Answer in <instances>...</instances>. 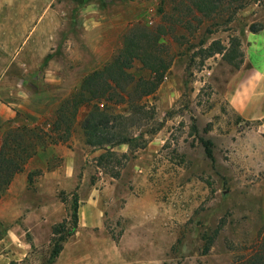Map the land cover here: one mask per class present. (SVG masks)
<instances>
[{
    "label": "rangeland",
    "instance_id": "obj_1",
    "mask_svg": "<svg viewBox=\"0 0 264 264\" xmlns=\"http://www.w3.org/2000/svg\"><path fill=\"white\" fill-rule=\"evenodd\" d=\"M37 1L0 0V33L22 9L24 36L45 13H56L60 29L64 25L69 31L70 58L65 54V68L56 71L57 78L42 76L45 70L8 71L28 85L37 102L53 104L48 113L77 92L86 76L110 63L138 24L160 34V54L171 66L150 96L134 84L128 94L114 93V102L103 99L107 106L102 111L122 117L111 120L107 131L128 144L89 146L82 126L91 108L84 107L70 139L50 145L57 154L40 157L48 146L28 161L22 172L28 173L27 190L19 188L16 197L6 192L5 205L0 204V241L26 223L39 240L34 243L27 226L23 243L16 245L22 260L12 259L16 253L5 245L1 259L56 264L51 259L55 242L71 231L76 208L79 215L93 198L103 212L104 235L118 247L119 264H234L247 255L264 230V134L259 123L243 122L232 111L225 92L244 66L253 29L264 28V0H216L212 10L200 9L197 0H46L42 7ZM3 47L12 49L0 36L1 53L6 52ZM130 73L137 79L150 75L140 62ZM48 118L33 127L60 137L53 130L54 116ZM18 120L17 126L32 127L26 118ZM203 140L212 141L214 161ZM68 150L73 152L69 179ZM15 207L23 209L17 219L11 213ZM222 224L204 255V237ZM94 232L102 240L101 231ZM87 260L106 264L101 257Z\"/></svg>",
    "mask_w": 264,
    "mask_h": 264
},
{
    "label": "crops",
    "instance_id": "obj_2",
    "mask_svg": "<svg viewBox=\"0 0 264 264\" xmlns=\"http://www.w3.org/2000/svg\"><path fill=\"white\" fill-rule=\"evenodd\" d=\"M45 1L39 0L37 2L42 7ZM21 11L19 17L14 15L9 20L10 24L7 28H4L0 33L1 38L7 39V43L12 48L7 49L3 47L6 52H0V60L2 62V66H0V144L5 132L10 126H17L18 119L24 117L32 126L33 124H42L49 119V115L54 116V119H56V111L54 114L48 113L49 108L53 104L47 105L41 101L37 102L33 98V93L29 92L30 88H28V85H25L21 81L18 82L16 80L17 76L8 74L11 67L20 72H40L45 70L46 72H43L42 76H51L55 79L60 75L56 71L65 68V54L67 59L70 58V33L69 31H64L63 24V30L60 29V20L56 13L40 14L37 19H34L35 21L33 26H31V30L24 36L21 30L23 29V15ZM59 55L61 56L59 57ZM67 61L66 63H68ZM31 78L34 79V77ZM11 81L14 82L13 85ZM51 83L58 85L61 82L58 81L56 83L53 80ZM225 98L229 107L243 122L250 124L259 123V125L264 123V28L257 33H252L249 37L247 59L244 66L229 80ZM20 115L21 117L18 118ZM56 148L50 146L47 151L39 156L46 160L45 158L49 155L57 154ZM71 153H73L71 150L65 153L68 165V171L66 173L67 179L73 176ZM53 176L56 177L58 175ZM27 187L28 173H22L15 177L8 193L16 197L18 196L16 191L19 188L27 190ZM3 202L4 204L2 205H5L4 198L1 199L0 204ZM11 213L17 215V217L15 216V219H17L22 216L23 209L15 207L11 209ZM26 220L29 222L30 218ZM26 228L29 232H32L33 228L31 224L26 223ZM26 228L16 226L0 241V248L5 245L7 248L13 249L16 253L14 256H10L12 259L22 260L18 257L16 245L17 243H23V234H26ZM104 230L105 224L103 222V212L99 207V200L98 198H93L81 207L77 231L69 238L68 244L58 256L56 264H91V261L87 259H93L94 257L106 259L104 260L106 264H111V262L119 264L120 261L117 258L118 247L109 236L104 235ZM94 231H101L100 233L104 235L102 240L96 238ZM32 234L34 236V243L36 244L39 236L33 232ZM87 238L91 239V244H87L84 241ZM71 251L77 252V254H74V258H70L69 256ZM67 252H69L68 257H66ZM2 255L7 257V254ZM113 256H115V259H112ZM8 260L10 259L6 261L0 257V264H9ZM142 264L153 263L144 262Z\"/></svg>",
    "mask_w": 264,
    "mask_h": 264
},
{
    "label": "trees",
    "instance_id": "obj_3",
    "mask_svg": "<svg viewBox=\"0 0 264 264\" xmlns=\"http://www.w3.org/2000/svg\"><path fill=\"white\" fill-rule=\"evenodd\" d=\"M217 3L219 1L197 0L196 4L200 9L212 10ZM261 29H253V33H257ZM161 46L160 34H154L148 27L138 24L129 31L124 37L121 50L112 61L86 76L80 89L59 104L53 130L55 133H61L60 137H53L44 129L38 126L31 127L27 123L15 127L10 126L0 144V201L10 189L15 177L24 171L28 161L36 156L39 150H45L50 145L67 142L70 139L78 115L84 107L91 108L82 126L89 146L95 149H104L105 146L117 147L128 144V139H121L107 131L111 120L122 117L109 115L107 112L105 113L108 111L106 109L102 111L101 106L103 108L107 106L103 103V99H108V103L114 102V93L128 94L134 90L135 85L138 90H141L143 96L154 94L164 82L171 66L167 57L161 56ZM135 62H140L150 72L149 78L137 79L130 73ZM122 99L124 100V98ZM202 142L207 157L214 161L212 141L203 140ZM100 159L103 160V157ZM72 218L74 224L71 231L54 244L52 261H55L63 251V243L77 231L79 224L77 208ZM223 226V224L220 225L211 236L204 237L206 242L203 249L204 255H207L212 249ZM234 264H264V230L261 232L260 240L252 247L251 251L247 255L239 257Z\"/></svg>",
    "mask_w": 264,
    "mask_h": 264
},
{
    "label": "built area",
    "instance_id": "obj_4",
    "mask_svg": "<svg viewBox=\"0 0 264 264\" xmlns=\"http://www.w3.org/2000/svg\"><path fill=\"white\" fill-rule=\"evenodd\" d=\"M259 132L264 134V123L259 126Z\"/></svg>",
    "mask_w": 264,
    "mask_h": 264
}]
</instances>
